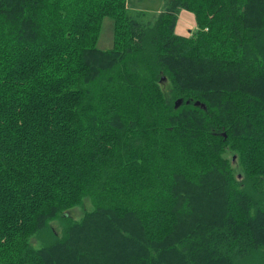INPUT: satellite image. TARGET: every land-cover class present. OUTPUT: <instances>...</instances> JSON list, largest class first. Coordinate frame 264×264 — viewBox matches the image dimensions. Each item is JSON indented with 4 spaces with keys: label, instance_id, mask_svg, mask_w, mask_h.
Returning a JSON list of instances; mask_svg holds the SVG:
<instances>
[{
    "label": "trees",
    "instance_id": "16d2710c",
    "mask_svg": "<svg viewBox=\"0 0 264 264\" xmlns=\"http://www.w3.org/2000/svg\"><path fill=\"white\" fill-rule=\"evenodd\" d=\"M263 179L264 0H0V264H264Z\"/></svg>",
    "mask_w": 264,
    "mask_h": 264
},
{
    "label": "rangeland",
    "instance_id": "374dc122",
    "mask_svg": "<svg viewBox=\"0 0 264 264\" xmlns=\"http://www.w3.org/2000/svg\"><path fill=\"white\" fill-rule=\"evenodd\" d=\"M166 0H127V7H129L132 10H142L147 11L150 13H157L160 12L163 7L165 6ZM114 20L111 17H105L102 20L101 23V29L100 33L97 39L96 47L101 50H111L114 48ZM198 29L196 18L194 14L190 11L183 10L180 12L178 16V21L176 25L175 32L176 34L184 37H191L196 30ZM165 89L167 86H164ZM252 147V145H251ZM263 150V149H262ZM236 152H231L229 150L226 151L224 154L225 159H227L228 162L231 163V166L234 168V178L240 182L242 179V172L239 168V162L237 155H235ZM260 189L264 193V179L260 182ZM91 202L86 199L84 202V206H79L76 208H73L70 211V215L74 219H81L87 210L91 209ZM53 225L60 230V224L59 222H54ZM96 239V237H94ZM30 242L34 246H38L40 243L37 239L32 238ZM98 240L96 241V243ZM40 246V245H39Z\"/></svg>",
    "mask_w": 264,
    "mask_h": 264
},
{
    "label": "water",
    "instance_id": "95a60500",
    "mask_svg": "<svg viewBox=\"0 0 264 264\" xmlns=\"http://www.w3.org/2000/svg\"><path fill=\"white\" fill-rule=\"evenodd\" d=\"M182 103H183V101L182 100H178L177 102H176V107H179V106H181L182 105ZM195 105L196 106H201V107H205V105L204 104H202L201 102H199V101H197L196 103H195Z\"/></svg>",
    "mask_w": 264,
    "mask_h": 264
}]
</instances>
